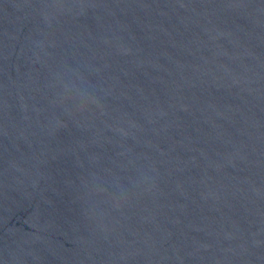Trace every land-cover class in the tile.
Instances as JSON below:
<instances>
[{
  "label": "water",
  "instance_id": "1",
  "mask_svg": "<svg viewBox=\"0 0 264 264\" xmlns=\"http://www.w3.org/2000/svg\"><path fill=\"white\" fill-rule=\"evenodd\" d=\"M0 264H264V0H0Z\"/></svg>",
  "mask_w": 264,
  "mask_h": 264
}]
</instances>
